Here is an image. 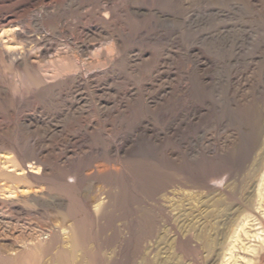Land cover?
Instances as JSON below:
<instances>
[{"label": "rangeland", "instance_id": "rangeland-1", "mask_svg": "<svg viewBox=\"0 0 264 264\" xmlns=\"http://www.w3.org/2000/svg\"><path fill=\"white\" fill-rule=\"evenodd\" d=\"M0 264H264V0H0Z\"/></svg>", "mask_w": 264, "mask_h": 264}]
</instances>
